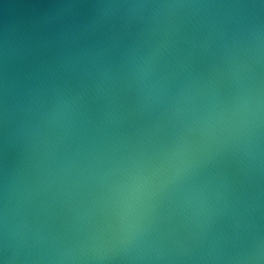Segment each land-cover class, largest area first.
Returning <instances> with one entry per match:
<instances>
[{
  "label": "clouds",
  "instance_id": "1",
  "mask_svg": "<svg viewBox=\"0 0 264 264\" xmlns=\"http://www.w3.org/2000/svg\"><path fill=\"white\" fill-rule=\"evenodd\" d=\"M100 8L105 18L122 10L125 27L135 19L145 25L119 64L107 56L119 40L114 33L109 44L61 58L75 86L41 78L10 100L15 85L6 72L0 83V144L22 152L19 168L0 171V264H81L107 253L133 264H264V230L244 223L231 183L201 176L222 155L264 171V21L244 12L264 10V0H107ZM209 8L237 11L201 21L177 14ZM189 23L198 36H186ZM14 52L6 41V60ZM198 53L213 57L206 73L193 69ZM129 89L132 108L119 103ZM89 98L101 107L95 117ZM128 114L150 122L130 135L118 126ZM97 187L102 194L87 199ZM162 201L179 209L187 237L157 233ZM33 206L67 207L78 238L65 247L59 230L35 222ZM93 208L112 214L110 231L89 226ZM226 213L236 217V238L245 230L246 247L229 248L232 237L214 231Z\"/></svg>",
  "mask_w": 264,
  "mask_h": 264
},
{
  "label": "water",
  "instance_id": "2",
  "mask_svg": "<svg viewBox=\"0 0 264 264\" xmlns=\"http://www.w3.org/2000/svg\"><path fill=\"white\" fill-rule=\"evenodd\" d=\"M105 2L107 0H0V83L6 72L10 85H15L14 88H10V100L26 96L25 87L39 83L41 78L47 80L54 77L57 81L68 79L70 86H75L78 81L58 67L61 58L72 49H96L109 44L114 33L118 35L119 40L114 47L107 49V56L114 65L119 64L125 46L135 39L136 34L145 25L143 21L135 19L129 21L125 27L124 20L121 19L122 10H114L106 18L102 17L100 5ZM213 2L228 3L230 0ZM236 11L227 8L183 9L177 10V14L189 21H201L227 19L235 15ZM244 12L264 21V10L249 9ZM183 31L188 37L199 35L198 28L193 27L191 23ZM65 36L71 37V40H65ZM6 41L10 49H15L14 54H10L7 60L4 55ZM216 62L219 63L218 57ZM212 63L213 57L210 53H198L192 60L193 69L198 72L206 73ZM222 91L227 94L229 89L224 85ZM119 103L126 108H132L136 104L135 92L131 89L122 91L119 94ZM100 111V104L89 98L88 115L95 117ZM146 120H148L146 116L128 114L127 119L118 121V126L131 135L138 128H143ZM21 160L22 152L18 146L10 145L5 148L0 144V171L5 166L9 171L19 168ZM201 176L216 180L227 179L233 187L234 198L239 197L241 201L238 207L243 209L244 223L250 218L264 230V171L259 174L248 172L238 157L222 155L216 157L213 163L206 165ZM92 191L93 196L87 199L98 198L102 194L99 187ZM30 211L34 212L37 224L46 221L49 226L59 230L64 238L65 247L78 238L79 232L71 226V213L67 207L56 206L45 210L33 206ZM157 213V220L153 224L157 233L164 235L172 233L174 237L181 239L187 237V229L182 223V214L178 208L169 201H162ZM113 222V216L109 211L92 209L89 226L102 227L105 231H110ZM214 231L232 237L227 244L229 248L242 249L247 246L244 229L240 230L239 238H236V217L231 213L219 218ZM191 254L200 253L193 249ZM81 264H133V262L122 253H107V258L103 261L89 259L86 262L82 261Z\"/></svg>",
  "mask_w": 264,
  "mask_h": 264
}]
</instances>
